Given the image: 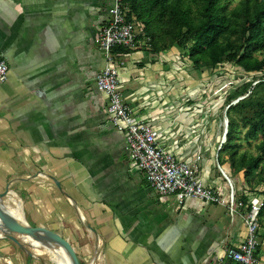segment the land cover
I'll use <instances>...</instances> for the list:
<instances>
[{
	"label": "crops",
	"instance_id": "1",
	"mask_svg": "<svg viewBox=\"0 0 264 264\" xmlns=\"http://www.w3.org/2000/svg\"><path fill=\"white\" fill-rule=\"evenodd\" d=\"M111 1L0 0V54L9 68L0 84V194L8 208L20 203L30 226L68 241L83 264H217L244 237L240 214L160 198L130 169L124 137L108 121V98L94 85L105 64L95 38ZM165 55L158 61L139 49L121 58L120 92L135 116L167 115L164 107L185 91ZM203 152L210 170L212 151ZM203 169L204 181L218 182ZM258 257L264 264L262 247ZM40 262L0 239V264Z\"/></svg>",
	"mask_w": 264,
	"mask_h": 264
},
{
	"label": "built area",
	"instance_id": "2",
	"mask_svg": "<svg viewBox=\"0 0 264 264\" xmlns=\"http://www.w3.org/2000/svg\"><path fill=\"white\" fill-rule=\"evenodd\" d=\"M139 33L128 4L124 0H112L109 20L98 28L95 38V44L104 55L105 64L96 74L94 85L108 98L106 116L116 131L124 137L130 169L143 174L149 189L160 198L173 197L178 207L192 201L202 206H224L229 214H240L244 237L237 246L226 248L224 257L217 264H224V258L227 260L226 264H262L258 257L262 199L254 196L246 205H241L238 198L234 197V188L227 172L223 170L219 172L225 179L226 186L222 178L224 186L220 184V177L218 182L214 183L212 181L215 180H212L211 184L200 177L204 158L199 149L204 151L208 144H199V135L196 133L199 124L195 118L199 112L188 107V103H193L196 98L189 97V92L186 93L185 90V97L182 92L171 105L164 107L168 114H160L156 120L135 116L134 109L122 98L119 72L125 65L121 58L126 55L114 53V50L138 48ZM8 73L9 68L0 54V84L6 82ZM176 81L177 85L182 86V80L176 78ZM182 109L185 117L178 124L175 119L179 118L178 114L182 113ZM164 122L165 126L161 127ZM224 128L222 136L217 138L219 147L225 141V125ZM174 135L182 140H171ZM203 172L205 173L204 169Z\"/></svg>",
	"mask_w": 264,
	"mask_h": 264
},
{
	"label": "trees",
	"instance_id": "3",
	"mask_svg": "<svg viewBox=\"0 0 264 264\" xmlns=\"http://www.w3.org/2000/svg\"><path fill=\"white\" fill-rule=\"evenodd\" d=\"M133 12L139 36L135 50L116 48L114 53L131 54L144 49L150 54L161 50L179 52L192 67L202 66L215 69L225 64L237 65L246 71H260L264 62L255 63L253 55L264 51V0H239L228 10L226 0H124ZM164 35L170 36L169 44L163 42ZM221 66V67H223ZM246 82L231 92L227 98L228 126L226 141L218 152L227 153L232 179L237 190L238 201L246 205L253 197L244 191L245 182L250 187L264 182L261 171L264 163V79L251 86ZM249 94L243 97L247 92ZM238 100L234 104H229ZM238 122L245 130L243 140L258 141L256 155L237 156L235 130ZM227 142V143H226ZM226 144V145H225ZM225 145V146H224ZM235 158L237 160H235ZM241 174V185L239 177ZM255 177V178H254ZM263 201L259 213L260 229L264 228V191L258 195ZM79 264H83L79 262Z\"/></svg>",
	"mask_w": 264,
	"mask_h": 264
},
{
	"label": "rangeland",
	"instance_id": "4",
	"mask_svg": "<svg viewBox=\"0 0 264 264\" xmlns=\"http://www.w3.org/2000/svg\"><path fill=\"white\" fill-rule=\"evenodd\" d=\"M238 2L239 0L225 1V3H227V7L229 11L232 10L238 4ZM169 40H170V36L164 35L163 42L166 45L169 44ZM155 55L158 61L159 58L163 57V55L166 56V58L172 64L171 73L175 77L174 80L176 81V78L182 80L183 83H181V85L184 88V90H186V93L189 92L188 96L196 98V100L193 101V103L192 102L188 103V107L192 111L196 109L199 112L195 116V118L198 120L196 123L199 124V127H197L196 129V133L197 135H199L198 142L202 146H205L206 143L208 144L206 149H211L212 152H208L207 155L212 156L211 158L213 159V164H214L211 167L212 169L209 170L205 166V163H203L205 173H207L206 176H208L209 174L210 177V173L211 171H213L216 177H220V184L224 186L223 185V180H224L226 186V181L221 176L219 170H223L225 173L227 172L226 175L230 178L234 188V197L235 199H237L238 197L237 190H239V188L237 184L235 185L232 179V173L234 170L232 167H230L229 156L227 155V153L221 154L220 162H218L217 160L218 152L221 150L222 145L225 143L226 136H225V141L222 143L220 147L217 145L216 142H217V138H219L223 134V129H225L224 125L226 126V132H227L228 118H227L226 110L228 106L227 98L229 94L246 82H252L251 86L253 87V85L256 84L259 80L264 79V66L260 71H253V70L246 71L240 66L237 65L233 66L231 64H225V66L221 65L223 67L217 66L215 69L212 70L211 68H207L204 66H202L200 69H196L195 67H192L191 63L184 60L179 52L169 51L165 53L164 50H161ZM262 61L264 62V51L255 53L253 55L252 67L255 65V63H261ZM184 93L185 91H183V95ZM248 94L249 91L243 97L238 98V100L246 97ZM236 101L237 100H233V102L231 101L229 104H234ZM244 133H245L244 128L242 127L241 123L238 122L237 128L235 130V136H237V139L234 141V143L239 147L237 148L238 153L237 156L235 157H239L243 153L252 156L256 155L257 151L255 145L258 141L247 143L246 141L243 140ZM199 150L203 152L201 148ZM204 155L205 152L202 153L203 158H205ZM237 159L235 158V160ZM261 171L264 173V163L262 164ZM241 174L242 173L235 176L240 178ZM240 185H241V178L239 180V187ZM242 186L244 187V191L247 192V194L252 195L253 197L260 195L261 192L264 191V182L257 185H254V183L251 182L250 187L246 185L244 182ZM0 204L5 205L4 201H2ZM205 206H218V205L207 204ZM11 207L14 206L11 205ZM217 208L220 209V206H218ZM221 208L222 210H226V207L224 206H221ZM259 240H260L259 248L262 247V254H263L264 245L262 246V244L264 243V228L260 230ZM26 244L28 246V243ZM28 249L30 252L34 254L35 257L39 258V260L41 261L40 264H58L54 255L47 253L45 250H43L44 253L42 255H39L34 251L32 247L29 246ZM90 264H94V263L91 262Z\"/></svg>",
	"mask_w": 264,
	"mask_h": 264
},
{
	"label": "water",
	"instance_id": "5",
	"mask_svg": "<svg viewBox=\"0 0 264 264\" xmlns=\"http://www.w3.org/2000/svg\"><path fill=\"white\" fill-rule=\"evenodd\" d=\"M238 101V100H237ZM236 101V102H237ZM235 102V103H236ZM225 130V135H226ZM56 186H59V183L54 180ZM6 194H0V203L3 201V198ZM4 205V204H3ZM6 205L0 207V239H7L12 241L14 244L18 246V248L24 251L28 256H31V252L29 251V246L34 248L32 244H26L24 239H33V240H41L38 236L39 233H43L48 236L53 242L57 243L61 246L65 253L67 254V259L70 264H79L77 255L71 246V244L63 239L61 236L53 233L50 230H47L42 227H32L30 226L23 217V222L16 221L9 217L5 209ZM22 213V212H21ZM23 216V214H22Z\"/></svg>",
	"mask_w": 264,
	"mask_h": 264
},
{
	"label": "bare ground",
	"instance_id": "6",
	"mask_svg": "<svg viewBox=\"0 0 264 264\" xmlns=\"http://www.w3.org/2000/svg\"><path fill=\"white\" fill-rule=\"evenodd\" d=\"M8 200H10V202H14V200H16V197H14L13 195L9 196ZM3 205L0 204V207L2 208ZM5 209L7 210L6 214L11 217L12 219L19 221V222H23V216L20 210V203L19 205L14 208L11 209L10 207L7 208L5 207ZM39 238L41 240H33V239H24L26 243H28L29 245L32 244L34 246V251L38 254L37 250L38 249H46L49 250L52 254L56 253L57 255H60L61 257H63L66 260V264H70L68 259H67V254L65 253L64 249L59 246L57 243L53 242V241H49L45 238H43L40 234H38Z\"/></svg>",
	"mask_w": 264,
	"mask_h": 264
}]
</instances>
